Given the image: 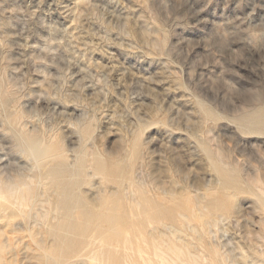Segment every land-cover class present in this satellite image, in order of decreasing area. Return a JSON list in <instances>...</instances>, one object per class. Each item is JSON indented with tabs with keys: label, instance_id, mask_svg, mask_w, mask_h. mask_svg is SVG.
Returning a JSON list of instances; mask_svg holds the SVG:
<instances>
[{
	"label": "rangeland",
	"instance_id": "1",
	"mask_svg": "<svg viewBox=\"0 0 264 264\" xmlns=\"http://www.w3.org/2000/svg\"><path fill=\"white\" fill-rule=\"evenodd\" d=\"M0 36V189L33 193L14 218L27 229L3 228L14 264H119L136 256L127 239L152 255L159 234L201 264H264V0H0ZM15 114L23 118L13 123ZM38 133L82 165V209L118 203V236L93 217L75 223L61 256L51 247L37 208L46 197L49 210L62 206L71 173L45 188L19 139ZM110 237L113 247L91 260Z\"/></svg>",
	"mask_w": 264,
	"mask_h": 264
},
{
	"label": "bare ground",
	"instance_id": "2",
	"mask_svg": "<svg viewBox=\"0 0 264 264\" xmlns=\"http://www.w3.org/2000/svg\"><path fill=\"white\" fill-rule=\"evenodd\" d=\"M2 35H3V32H1ZM2 36H0V41ZM5 39V38H4ZM3 39V40H4ZM2 40V41H3ZM69 41V40H68ZM1 43V42H0ZM3 44V42H2ZM1 44V45H2ZM6 45V44H5ZM4 46V45H3ZM4 56V55H3ZM2 58V61H3V58L4 57H0ZM1 59H0V62H2ZM4 63V62H3ZM3 67V66H2ZM5 72V71H4ZM6 73V72H5ZM1 79V77H0ZM1 81V80H0ZM3 83V82H2ZM1 84V83H0ZM1 87V85H0ZM8 90V89H7ZM1 91V90H0ZM5 93V92H4ZM7 93V92H6ZM5 93V102H9L11 100H13L14 96L10 95L9 94H6ZM20 102V100H18ZM17 101V102H18ZM15 102V101H14ZM17 102L15 104H17ZM18 102V103H19ZM12 104V103H11ZM21 105V104H20ZM47 107V106H46ZM19 109V108H18ZM13 110V109H12ZM15 112V111H14ZM22 112V111H20ZM18 113V111H17ZM27 113V112H26ZM23 114V113H22ZM28 115V114H27ZM21 116V114H20ZM19 116V117H20ZM24 116H26L24 114ZM30 116L31 115H28V119H30ZM14 120H17L20 121L19 117L15 114L13 116ZM22 117V116H21ZM26 117V118H27ZM23 118V117H22ZM35 118V117H34ZM33 118V119H34ZM38 118V117H36ZM48 119V118H47ZM26 121V120H25ZM30 122V120L28 121ZM38 122V121H37ZM15 123V121L13 122ZM19 123V122H18ZM35 123V122H34ZM34 123L32 122V124L34 125ZM51 123V122H50ZM20 124V123H19ZM17 125V124H16ZM43 126V124H42ZM50 126V125H49ZM52 126V125H51ZM21 132L23 129V127L21 126ZM38 129V128H37ZM53 129V128H52ZM25 133H27V131H24ZM46 132V131H45ZM18 133V132H17ZM29 133V132H28ZM40 133V132H39ZM39 133L37 136L31 138V139H27L25 138V135L24 134H21L19 136V139L21 140V142L23 143L22 145L25 147V151H26V162L28 163V160L31 159V162L33 161L34 162V168L33 169H37L39 170V172H42L44 174V176H46V180L44 182V186L45 188L48 187L49 185V182H51L50 180H52L53 182H58V184H62L66 178H65V175L64 173L66 171L70 172L71 173V180L69 179V183L68 184H65L63 186V190L61 193H59V196L62 197L63 199L61 204L62 206H57L56 208H54L53 210H49L48 208V204L50 203L51 199L50 197H46L44 200L40 201V206L37 208V214L40 216V219L38 220V223L42 224L43 226H45V228L50 232V234L53 236V240L51 242V247H54L55 245H58V248H59V255L61 256V254L65 253L67 250H65L66 248V244H68V239H69V235H71V230L74 228L73 226L76 225L75 223L78 222V221H83V220H86V219H92L93 217H97L98 219L106 223H108V225H105L103 226V224H98V227H99V232H105V230H109L108 232L112 231L114 234L116 233L115 236H118L117 234V226H116V221L117 218L119 217V211H118V203L117 204H109L107 201L103 200L100 204H96V205H92L93 206V209L94 210H84L80 207V201L81 199L79 198V191H78V187H77V184H78V178H79V175H80V171H81V168L80 166H76V165H73L71 164L70 162L68 163L67 162V156L65 158L64 154L65 153V150L64 152H61V151H57V152H53L52 149L54 147V144L52 145V143L50 142H47L44 138H42L41 136H39ZM44 133V132H43ZM51 133V132H50ZM31 134V133H29ZM34 134V133H33ZM32 134V135H33ZM36 135V134H34ZM44 135V134H43ZM50 137V134L49 136ZM53 137L51 136V139ZM49 139V138H48ZM54 140V139H53ZM62 149V148H61ZM63 151V150H62ZM22 154V152H20ZM24 153V152H23ZM25 154V153H24ZM73 154V153H72ZM87 154V152H86ZM24 156V155H23ZM76 156V155H75ZM85 156V155H84ZM28 157V158H27ZM78 157V156H77ZM24 159V158H23ZM70 159V158H69ZM80 159V158H79ZM81 159H83L84 161V158L81 157ZM89 159V158H88ZM95 160V159H94ZM30 161V160H29ZM81 161V160H80ZM81 161V162H83ZM92 162V161H91ZM94 162V161H93ZM92 162V163H93ZM104 162V161H103ZM24 163V161H23ZM84 163V162H83ZM82 164V163H81ZM99 164V163H98ZM90 165V163H89ZM84 168V166H83ZM142 168V167H141ZM91 169V168H90ZM97 169V168H96ZM32 170V169H31ZM139 170V169H138ZM98 173V172H97ZM26 174V173H25ZM40 174V173H39ZM66 174V173H65ZM29 177V175H28ZM31 177V176H30ZM130 177V176H129ZM121 178V177H120ZM30 180V178H27ZM32 179V178H31ZM93 179V178H92ZM40 181V180H39ZM93 181V180H92ZM91 181V182H92ZM132 183L133 180H131ZM2 182V181H1ZM43 182V181H42ZM40 181V183H42ZM124 182V181H122ZM39 183V185H40ZM130 181L128 180V187H130ZM131 183V184H132ZM4 184V182H3ZM30 184L31 183V180H30ZM34 184V182H33ZM136 184V183H135ZM29 185V184H28ZM27 185V186H28ZM91 186H93L92 184H90ZM123 186V183L121 184ZM26 186V184L24 186H21V185H16L15 187L14 186H9L8 187V190H2L0 189V223L2 222L3 225H0V264H14V259L17 255V252H15V247L17 246H13L12 245V242H11V238H10V234L7 233L6 231L3 230V228L6 226H11V230H12V234L20 231V230H23V229H27V227L20 221H16V220H19L20 218H17V219H14L15 216L18 214V213H25V211L27 210V208L29 207V203L31 202L32 200V195L33 193L31 192V190ZM37 186V184H36ZM1 187V186H0ZM57 187V186H55ZM60 186H58L57 188H59ZM86 187V186H85ZM105 187V185H104ZM126 187V186H124ZM131 188H132V185H131ZM261 188V187H260ZM44 190V188H42ZM56 189V188H55ZM136 189V188H135ZM228 189V188H227ZM258 189V188H257ZM40 190V189H39ZM38 190V191H39ZM50 190V189H49ZM108 190V189H107ZM127 190V189H125ZM124 190V191H125ZM264 190V189H263ZM83 191V190H82ZM132 191V190H131ZM135 190H133L134 192ZM143 191V190H142ZM258 191V190H257ZM51 192V190H50ZM54 192V191H53ZM126 192V191H125ZM131 192V194L133 193ZM139 192V191H138ZM214 192V191H213ZM212 192V193H213ZM235 192V191H234ZM260 192V191H259ZM47 193V192H46ZM49 193V192H48ZM113 193V192H112ZM135 193V192H134ZM168 193V192H167ZM115 194V193H114ZM137 194V193H136ZM191 194V193H190ZM196 194V193H195ZM262 194V192H261ZM129 195V194H128ZM134 195V194H133ZM162 195V194H161ZM214 195V194H213ZM216 195V194H215ZM43 196V195H42ZM56 196V195H55ZM58 196V195H57ZM126 197V195H124ZM144 196V195H142ZM190 196V195H189ZM202 196V194L200 195ZM234 197V195H232ZM262 196V195H261ZM264 196V195H263ZM35 197V196H34ZM136 197V196H135ZM134 197V198H135ZM188 197V196H187ZM139 198V197H138ZM159 198V197H158ZM172 198V197H171ZM190 198V197H189ZM136 199V198H135ZM164 199V198H162ZM173 199V198H172ZM60 200V201H61ZM133 200V199H132ZM137 200V199H136ZM152 200V199H151ZM161 200V199H160ZM165 200V199H164ZM163 200V201H164ZM184 200V198H183ZM129 201V200H128ZM127 201V202H128ZM139 201V200H138ZM136 201V203L138 202ZM190 201V200H189ZM112 202V201H111ZM114 202V201H113ZM140 202V201H139ZM138 202V203H139ZM171 202V201H170ZM169 202V203H170ZM192 202V201H191ZM129 204H131L130 202H128ZM174 203V202H173ZM128 204V205H129ZM141 204V202L139 203ZM149 204V203H148ZM147 204V205H148ZM199 204V203H198ZM127 205V206H128ZM135 205V202L134 204ZM133 205L131 204V207H133ZM138 205V204H137ZM151 205V204H150ZM162 205V204H161ZM204 205V204H203ZM31 206V205H30ZM139 206V205H138ZM155 206V205H154ZM153 206V207H154ZM159 206V205H158ZM178 206V205H177ZM136 207V205H135ZM149 207V206H148ZM152 207V208H153ZM196 207V206H195ZM138 208V207H137ZM140 208V207H139ZM146 208V207H144ZM156 208V207H154ZM149 209V208H147ZM146 210V209H144ZM153 210V209H152ZM150 210V211H152ZM155 210V209H154ZM192 210V209H191ZM30 211V210H29ZM137 211V210H136ZM148 211V210H147ZM157 211V210H156ZM155 211V212H156ZM198 211V210H197ZM201 210H199L198 212H200ZM196 212V211H195ZM194 212V213H195ZM129 213V212H128ZM141 213H146L142 212ZM149 214V212H147ZM158 213V212H157ZM235 213V212H234ZM156 214V213H155ZM138 216L140 217L141 214L140 213H137V212H133L131 211L130 213V216L134 217V216ZM161 215V214H160ZM197 215V214H196ZM201 217H203L202 214H200ZM214 216V215H213ZM49 217H52L53 219H56L58 220L57 223L54 225V226H50L48 220H49ZM132 217V218H133ZM204 217H206V215H204ZM208 217H212V216H208ZM216 216H214L215 218ZM135 218V217H134ZM187 218V217H185ZM219 218V217H218ZM23 219V218H22ZM28 219V217H27ZM30 219V218H29ZM146 219V218H145ZM177 219V218H176ZM204 219V218H202ZM207 219V218H205ZM130 220V219H129ZM187 220V219H185ZM192 220V219H191ZM212 220L211 218L207 219V220H204L205 224H212V222L215 220H212V222L210 221ZM177 221V220H176ZM190 221V220H189ZM188 221V222H189ZM236 221V220H235ZM36 222V221H35ZM87 222V221H86ZM88 222L90 223L91 220ZM87 222V223H88ZM151 222V221H150ZM187 222V223H188ZM203 222V220H202ZM213 222V223H214ZM162 223V222H161ZM164 223V222H163ZM192 223V222H191ZM203 224V225H205ZM216 224V222L214 223V225ZM5 225V226H4ZM143 225V224H142ZM149 225V224H148ZM190 225V224H189ZM193 225H191L192 227ZM217 226V225H216ZM172 227V226H171ZM184 227V226H182ZM210 227H213V224L212 226L210 225ZM208 226V228H210ZM225 227V226H224ZM44 228V229H45ZM158 228V227H157ZM217 228V227H216ZM9 229V227H8ZM42 229V228H41ZM195 229V228H194ZM197 229V228H196ZM211 229V228H210ZM225 229V228H224ZM150 230V229H149ZM148 230V231H149ZM152 230V229H151ZM156 230V229H155ZM169 230V229H168ZM190 230V229H189ZM193 230V229H191ZM226 230V229H225ZM211 231V230H210ZM7 233L8 235H5L4 233ZM46 232V231H45ZM127 232V231H126ZM4 235H3V234ZM29 233V232H28ZM107 234V232H105ZM129 233V232H128ZM160 233V232H159ZM170 233H172L170 231ZM213 233V232H212ZM211 233V235H212ZM31 234V233H30ZM149 234V233H148ZM179 234V233H178ZM33 238L31 239H34L35 236H33V234H31ZM30 235V236H31ZM35 235V234H34ZM128 235V234H127ZM143 235V234H142ZM188 235V234H187ZM198 235V234H197ZM215 235V234H214ZM37 236V235H36ZM173 236V235H172ZM13 237V236H12ZM15 237V235H14ZM16 237H17V234H16ZM142 237V236H141ZM215 237V236H213ZM178 238V237H177ZM15 239V238H14ZM112 238H108L106 241L107 243L104 244L103 243V240H101L100 242V245L98 244V246L95 244V249L93 251V255H92V258L91 260H96L99 258L98 257V254L99 252H104L105 250L113 247L112 245V241H110ZM144 239V238H143ZM180 239V237H179ZM178 239V240H179ZM182 239V238H181ZM222 239V238H221ZM20 240V239H19ZM22 240V239H21ZM26 240V239H25ZM170 240V239H169ZM187 240V239H186ZM264 240V239H263ZM42 239L39 238V240H37V243L39 244V242H41ZM144 241H147V240H144ZM143 241V242H144ZM172 241V240H171ZM183 241V240H182ZM29 241H27L28 243ZM119 242V241H118ZM173 242V241H172ZM224 242V241H223ZM255 242V241H254ZM15 243V241L13 242V244ZM19 243V242H17ZM16 243V244H17ZM96 243V242H95ZM125 243L127 244V249H131V250H135V253H136V256L130 254L129 252H127L126 254H124L121 258H119V264H154V262L156 261L157 263L159 264H172L170 263L171 261L174 262V264H178V263H181V264H186L187 261H185L186 259L190 260L191 262H193L191 259L195 260L196 262H200L199 258H197V256L187 250H185L182 246H184L185 244H183L182 246H179L177 245L176 243L175 244H172V243H169L167 241H165L164 239H162V236L161 234H159V236H153V249L151 251L150 254L152 255H146L145 252L147 250L144 249V246L142 244H137L136 245V248H133L134 247V244L133 242L130 240V239H127L125 241ZM146 243V242H145ZM143 243V244H145ZM263 243V242H262ZM22 244L23 246L25 247V249H20L21 251H25L28 249L29 246H27V244H25V242L22 240ZM48 244V243H47ZM46 244V245H47ZM119 244V243H118ZM147 244V243H146ZM193 244V242H192ZM148 245V244H147ZM259 245V244H257ZM21 246V244H20ZM19 246V247H20ZM48 246V245H47ZM125 246V245H124ZM187 246V244H186ZM192 246V245H191ZM191 246H189L191 248ZM31 247V246H30ZM41 247V246H40ZM107 247V248H106ZM164 247H166L167 249H165ZM201 247V246H200ZM260 247V246H259ZM119 248V247H118ZM189 248V249H190ZM196 248V247H195ZM217 248V247H216ZM264 248V247H263ZM18 249V248H17ZM33 249V248H32ZM39 249V248H38ZM187 249V248H186ZM198 249V248H197ZM260 249V248H259ZM41 251L43 250L40 249ZM69 250V249H68ZM192 250V249H191ZM256 250V248H255ZM262 250V249H261ZM40 251V253H41ZM99 251V252H98ZM128 251V250H127ZM260 251V250H259ZM51 252V251H49ZM149 252V251H147ZM168 252L170 253L171 256L168 255ZM195 252V251H194ZM243 252V251H242ZM246 252V251H245ZM262 252V251H261ZM36 253V252H35ZM34 253V254H35ZM39 253V251H38ZM39 253V254H40ZM134 253V252H133ZM201 253V252H200ZM244 253V252H243ZM30 254V253H29ZM53 254V253H52ZM224 254V253H223ZM42 255V254H40ZM43 258L45 257L46 259L49 257V254L47 253V251L43 250ZM194 255V256H193ZM217 255V254H216ZM242 255V254H241ZM26 256L28 257L27 253H26ZM30 256V255H29ZM201 256V255H200ZM204 256V254H203ZM202 256V257H203ZM249 256V255H248ZM263 256V255H262ZM206 256H204L203 258H205ZM222 257V256H221ZM52 258V262H57V256H50V259ZM225 258V257H224ZM228 258V257H227ZM226 258V259H227ZM243 258V256H242ZM251 258V257H250ZM199 259V260H198ZM218 259V258H217ZM99 260V259H98ZM205 260V259H204ZM204 260L202 262H204ZM223 260V259H222ZM252 260V259H251ZM254 260V259H253ZM36 261V260H35ZM21 262H23L21 260ZM254 262V261H253ZM259 262V261H258ZM27 263V261H26ZM47 262L45 260H43L42 258H38V260L36 261V264H46ZM156 263V264H157ZM224 263V262H223ZM233 264L234 261L232 262ZM237 263V262H236ZM35 264V263H34ZM93 264V263H92ZM193 264V263H192ZM195 264V263H194ZM201 264V263H199ZM262 264V261L261 263Z\"/></svg>",
	"mask_w": 264,
	"mask_h": 264
}]
</instances>
